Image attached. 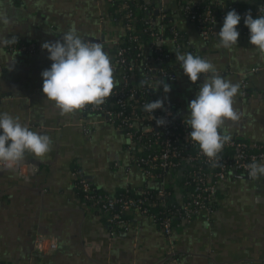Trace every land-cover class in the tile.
<instances>
[{"label":"crops","instance_id":"1","mask_svg":"<svg viewBox=\"0 0 264 264\" xmlns=\"http://www.w3.org/2000/svg\"><path fill=\"white\" fill-rule=\"evenodd\" d=\"M162 1L167 11L176 2ZM208 1L219 11L231 0ZM260 2L250 0L247 6ZM107 12L105 0H0V113L18 118L23 126L52 141L43 157L25 152V160L36 167L28 179L13 171H0V263L159 264L174 259L175 264H264V176L249 180L230 173L218 185L210 218L198 215L174 227L169 236L143 215L126 213L128 228L124 230L112 228L104 218L85 209L73 185L75 165L99 191L109 195H116L126 185L140 188L145 181L137 170L124 169L128 153L120 130L96 121L95 116L81 119L77 110L62 113L44 97L41 72L52 62L41 45L62 42V35L75 26L79 36L95 39L110 53L121 25L100 22ZM172 18L186 41V53L209 60L233 84L239 85L245 77L253 91L242 97L239 86L233 108L240 119L226 120L219 131L264 143V53L242 34L236 46L218 47L221 20L205 40L178 15L172 14ZM8 41L30 42L38 49L33 54L10 52L4 45ZM182 51H173V64L177 62L175 53ZM253 67L258 70L251 71ZM207 75L193 84L183 71L177 72L167 95L176 103L181 119H186L187 106ZM39 235L54 237L57 248L36 249Z\"/></svg>","mask_w":264,"mask_h":264},{"label":"built area","instance_id":"2","mask_svg":"<svg viewBox=\"0 0 264 264\" xmlns=\"http://www.w3.org/2000/svg\"><path fill=\"white\" fill-rule=\"evenodd\" d=\"M105 1L108 12L100 17V22L121 25V34L113 40V47L107 53L115 86L104 103L89 104L77 111L81 119L95 116L98 117L96 121L109 123L123 133L128 153L124 169L127 172L137 170L145 183L136 189L126 185L118 194L109 195L99 191L75 165L71 172L74 189L85 209L104 218L112 228L126 230V213L130 212L151 218L169 236L174 227L198 215L210 218L216 208L218 185L230 173H240L249 180L264 176L253 178L247 168L253 161L264 164V143L230 136L218 158L210 160L188 137L191 128L179 117L174 100L163 92L162 86L155 89L158 80L171 85L177 79V72L183 71L178 62H172L173 51L183 50L181 53L186 54V41L172 14L191 24L199 38L206 40L214 34L217 21H223L228 11L235 10L241 20L249 12L256 17L264 10V0L247 8L234 6L233 1L249 4L250 0H231L219 11L208 0H176L170 11L162 0L157 3L154 0ZM237 31L249 36L246 26L238 24ZM4 45L10 52L24 54H33L38 49L35 44L23 41H8ZM256 70L257 67L251 68L253 72ZM239 86L242 97L252 94L245 77L240 78ZM157 99L164 101L162 109L154 110L152 115L143 110V105ZM161 118L165 124L158 126L156 119ZM82 127L89 132L83 123ZM35 170L34 163L25 158L12 167L0 164V171H13L24 179ZM35 248L55 250L57 240L39 235ZM166 262L175 264L174 259L159 264Z\"/></svg>","mask_w":264,"mask_h":264},{"label":"clouds","instance_id":"3","mask_svg":"<svg viewBox=\"0 0 264 264\" xmlns=\"http://www.w3.org/2000/svg\"><path fill=\"white\" fill-rule=\"evenodd\" d=\"M240 20L235 10L227 12L220 31L216 33L218 47L236 46ZM244 25L249 30L250 45L264 53V15L253 18L250 12L246 13ZM61 39L62 42L46 41L41 45L52 62L49 68L41 72L44 97L54 102L62 113H71L89 104L104 103L115 85L113 67L103 45L83 39L77 34L75 26L64 33ZM175 55L191 83L195 84L201 74H210L204 78L195 98L189 102L188 115L183 123L191 128L188 137L199 146L201 153L210 160H216L224 144L231 139L228 134L221 135L219 129L226 120L240 119V114L233 108V98L239 85L221 77L214 65L199 55L179 52ZM160 86L164 93L171 90L170 85L162 80H158L155 89ZM163 106L164 101L157 99L143 105V110L152 115L154 110L162 109ZM156 124L164 125L165 120L156 119ZM51 143L49 136L31 131L8 113H0V164L12 167L24 159L25 152L43 157L50 151ZM247 168L253 178L264 175V164L253 161Z\"/></svg>","mask_w":264,"mask_h":264},{"label":"trees","instance_id":"4","mask_svg":"<svg viewBox=\"0 0 264 264\" xmlns=\"http://www.w3.org/2000/svg\"><path fill=\"white\" fill-rule=\"evenodd\" d=\"M204 2V1H203ZM128 3L129 4H132V1H128ZM233 5L234 6H237V7H239V8H247V4H245V3H243V2H237V1H233ZM115 8H116V6H115ZM253 18H256V17H253ZM240 25H243V26H245L244 25V19H242V20H240V23H239ZM120 192V191H119ZM118 192V193H119ZM117 193V194H118Z\"/></svg>","mask_w":264,"mask_h":264},{"label":"water","instance_id":"5","mask_svg":"<svg viewBox=\"0 0 264 264\" xmlns=\"http://www.w3.org/2000/svg\"><path fill=\"white\" fill-rule=\"evenodd\" d=\"M87 40L92 41V42H96V40L92 39V38H88Z\"/></svg>","mask_w":264,"mask_h":264}]
</instances>
